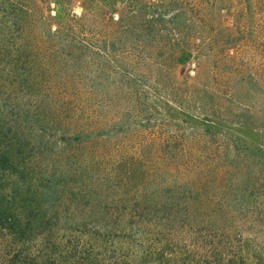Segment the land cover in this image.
Listing matches in <instances>:
<instances>
[{"label":"rangeland","instance_id":"obj_1","mask_svg":"<svg viewBox=\"0 0 264 264\" xmlns=\"http://www.w3.org/2000/svg\"><path fill=\"white\" fill-rule=\"evenodd\" d=\"M44 1L43 13L52 18L56 6ZM144 1L130 8L120 0L114 9L132 15L140 12L147 18L154 7ZM69 8L79 19L82 16L79 22L87 35L107 30L116 20L113 9L88 14L89 7L82 6L81 0H72ZM204 17L215 37L229 42L223 57L219 56L225 65L216 70L221 95L214 91L215 97H198L192 91L200 81L210 85L212 57L195 54L196 58L176 67L156 71L127 53L123 44L114 49H80L59 42H39L13 51L26 54L16 71L20 67L37 74L36 81L31 77L20 81L19 86H27L19 93L68 97L92 132L90 142L74 149L56 141L61 132L53 131L50 148L63 154L68 164V155L75 162L65 172L74 169L70 183L78 187L66 184L61 193L48 197L59 224H114L124 209L139 205L137 196L161 187L165 160L177 159L180 145L201 135L204 141L196 157L205 167L204 194L224 210L215 220L232 216L231 231L241 235L234 264H264V0H223L219 9L209 7ZM58 27L49 19L41 31ZM198 62L203 68L199 73ZM162 79L178 85L179 98L166 97L155 83ZM164 217L163 224L154 227L160 232L159 263L209 264L210 249L217 241L207 236L214 216L201 211L192 218L182 209L167 211ZM197 226L200 230L195 232ZM148 264H154L153 259Z\"/></svg>","mask_w":264,"mask_h":264},{"label":"trees","instance_id":"obj_2","mask_svg":"<svg viewBox=\"0 0 264 264\" xmlns=\"http://www.w3.org/2000/svg\"><path fill=\"white\" fill-rule=\"evenodd\" d=\"M51 1L56 6L55 14L48 18L43 13L44 0H0V264H148L150 259L160 264V232L155 229L163 224L167 211L182 209L192 218L199 217L201 211L214 216L207 236L209 241H217L210 249L209 264H234L241 235L231 231L232 216L216 221L224 210L217 200L212 204L204 194L205 167L196 157L204 141L201 135L181 144L177 159L165 160L161 187L137 196L139 205L124 209L122 218L114 224H59L54 220L57 214L54 207L48 206L52 202L48 197L61 193L66 184L76 185L74 181L70 183L74 169L65 172L75 162L68 155V164L63 154L50 148L53 131L61 132L56 141L74 149L90 142L92 132L86 129L80 110L69 103L68 97L21 96V87L27 85L19 86L20 81L30 77L36 81L37 74L20 67L16 71V64L26 54L13 52L39 42L72 43L80 49H114L119 43L156 71L176 67L196 55L208 56L214 58L211 83L200 81L192 91L195 96L212 98L216 96L214 91L223 93L218 89L216 70L225 65L219 56L223 57L229 42L215 37L204 13L211 6L219 9L223 0H146L149 8L154 7L147 18L140 12L132 15L126 10L117 11L114 8L120 0H81L82 6L89 7L88 14L112 9L116 14L108 29L96 35L82 31V16L79 19L69 8L72 0ZM124 1L132 8L138 0ZM49 19L55 20L58 29L41 31ZM204 28L208 31L204 32ZM202 69L196 63L197 73ZM168 82L155 81L166 97L179 98L178 85ZM172 173L180 176L167 178ZM197 228L200 227L195 232L200 230Z\"/></svg>","mask_w":264,"mask_h":264}]
</instances>
